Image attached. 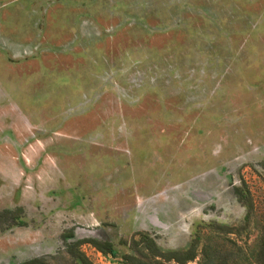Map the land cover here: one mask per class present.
<instances>
[{"label":"rangeland","instance_id":"obj_1","mask_svg":"<svg viewBox=\"0 0 264 264\" xmlns=\"http://www.w3.org/2000/svg\"><path fill=\"white\" fill-rule=\"evenodd\" d=\"M140 233L261 264L264 0H0V264Z\"/></svg>","mask_w":264,"mask_h":264},{"label":"trees","instance_id":"obj_2","mask_svg":"<svg viewBox=\"0 0 264 264\" xmlns=\"http://www.w3.org/2000/svg\"><path fill=\"white\" fill-rule=\"evenodd\" d=\"M240 190V189H238ZM247 198V206L252 209L253 203L251 199L246 196H242V199ZM74 237V232L64 234L63 238L66 241L68 238ZM198 238H195L190 246L182 250H164L156 241V239L150 233H140L139 238L134 237L130 244L132 249L139 254H124L123 258L128 264H162V260L175 261L179 264H186L190 261H194L197 258V246ZM90 243L100 251L116 255L117 252L113 248L110 242H101L94 239L78 240L68 244V253L73 258V264H94V262L87 256V254L81 250V245ZM204 256H209L207 248L203 249ZM261 264H264V237H262V249H260ZM146 259V260H145ZM19 264H51L44 258H33L26 260Z\"/></svg>","mask_w":264,"mask_h":264}]
</instances>
